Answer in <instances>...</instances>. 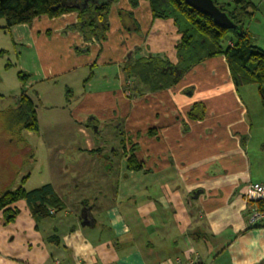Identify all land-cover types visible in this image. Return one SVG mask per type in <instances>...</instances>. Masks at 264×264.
<instances>
[{
    "label": "crops",
    "instance_id": "crops-1",
    "mask_svg": "<svg viewBox=\"0 0 264 264\" xmlns=\"http://www.w3.org/2000/svg\"><path fill=\"white\" fill-rule=\"evenodd\" d=\"M120 11L131 12L130 26ZM76 19L40 16L9 29L0 20L22 59L30 56L24 88L41 86L29 95L39 135L32 160L63 204L38 220L23 200L12 204V221L0 212V264H178L190 249L196 264H264V222L249 225L244 201L246 185L264 180L250 171L247 108L224 57L154 88L128 72L153 69L140 60L176 64L172 19L153 18L145 0L134 8L118 0L105 40L87 52L75 50L82 36L67 29ZM196 102L201 119L187 115ZM39 107L54 112L43 120ZM132 145L139 169L126 162Z\"/></svg>",
    "mask_w": 264,
    "mask_h": 264
},
{
    "label": "trees",
    "instance_id": "trees-1",
    "mask_svg": "<svg viewBox=\"0 0 264 264\" xmlns=\"http://www.w3.org/2000/svg\"><path fill=\"white\" fill-rule=\"evenodd\" d=\"M116 1L118 0H0V20L5 23L3 29H9L18 24H30L40 16L54 18L76 12V22L67 29L76 30L82 36L84 45L81 48L76 47L75 50L87 52L91 42L100 43L105 40L109 28V10ZM127 1L134 8L140 0ZM145 1L149 3L153 18L172 19L179 34L175 44L177 61L172 65L158 59L140 60L143 64L149 61L153 69L148 72L141 67L138 74L128 72V75L152 78L155 80L154 88L167 87L205 59L223 56L234 86L237 88L240 85L256 84L261 104L264 106V49L254 42L246 25L256 10L252 0H214L236 25L242 26L241 31L220 28L210 16L187 5L184 0ZM119 14L120 17L124 14L131 17L130 11H120ZM20 76L22 82L28 77L21 73ZM90 77L91 74L87 79ZM204 114L205 107L202 102L194 103L187 113L191 119H201ZM10 116L6 119L8 136L23 129L32 132L38 130L35 104L24 86L21 87L14 108L10 110ZM85 124L93 126L94 123L87 120ZM136 148V145H132L128 151L126 162L129 169L141 167L133 154ZM27 177L28 175L21 177L20 184L14 189L0 193V212L5 223L14 219L16 209L11 206L19 200L26 203L36 220L52 216L63 208L61 200L49 183L30 190L25 189L23 184ZM51 209L53 212H50Z\"/></svg>",
    "mask_w": 264,
    "mask_h": 264
},
{
    "label": "rangeland",
    "instance_id": "rangeland-1",
    "mask_svg": "<svg viewBox=\"0 0 264 264\" xmlns=\"http://www.w3.org/2000/svg\"><path fill=\"white\" fill-rule=\"evenodd\" d=\"M252 1L256 10L246 25L253 35L254 42L264 48V0ZM120 21L126 27L134 22L133 18L127 15H123ZM23 55L25 56L20 46L13 43L8 32H4L0 28V193L5 189L17 187L19 185L18 178L21 176L30 174V180L23 185L25 189L30 190L41 186L47 175L42 170L43 166L36 169L32 160L35 146L30 145V141L31 138L36 140L38 134L24 129L12 136H8L6 132L8 126L6 119L11 117L10 110L14 108V98L30 77V72L21 68L22 65L30 62V56L28 55V60H25L22 59ZM20 73L28 75L24 82L21 80ZM63 79L64 77H61L62 83ZM58 86L60 87L59 83ZM38 88L41 86H32L27 94L30 95L32 90ZM237 89L238 96L247 108L246 119L251 127L250 137L245 145L250 161V171L253 180H264V106L261 104L256 84L240 85ZM36 104L38 105L37 101ZM39 109L43 120L44 117L49 116L48 114L54 112L42 107ZM15 173L17 180H12Z\"/></svg>",
    "mask_w": 264,
    "mask_h": 264
},
{
    "label": "built area",
    "instance_id": "built-area-1",
    "mask_svg": "<svg viewBox=\"0 0 264 264\" xmlns=\"http://www.w3.org/2000/svg\"><path fill=\"white\" fill-rule=\"evenodd\" d=\"M244 201L248 204V223L253 226L264 222V182H249L244 191ZM50 212H53L51 209ZM197 253L190 249L184 253V260L176 259L178 264H196Z\"/></svg>",
    "mask_w": 264,
    "mask_h": 264
},
{
    "label": "water",
    "instance_id": "water-1",
    "mask_svg": "<svg viewBox=\"0 0 264 264\" xmlns=\"http://www.w3.org/2000/svg\"><path fill=\"white\" fill-rule=\"evenodd\" d=\"M184 2L196 9L197 11L208 15L212 18L214 24L223 29L235 28L236 30L241 31L242 26L236 25L228 16V14L221 10V8L214 2V0H184ZM130 52H128L129 55ZM128 57V56H127ZM198 192L195 191L192 195L196 197ZM84 219V216H82ZM85 221V219H84ZM84 223V222H83ZM87 224V222H85Z\"/></svg>",
    "mask_w": 264,
    "mask_h": 264
}]
</instances>
